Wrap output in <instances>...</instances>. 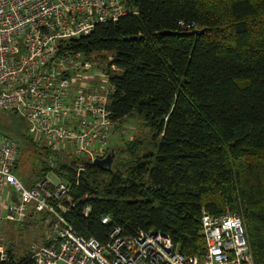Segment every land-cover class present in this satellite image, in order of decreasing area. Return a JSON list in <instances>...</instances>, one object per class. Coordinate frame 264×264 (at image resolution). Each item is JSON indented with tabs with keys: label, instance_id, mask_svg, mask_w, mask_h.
Instances as JSON below:
<instances>
[{
	"label": "trees",
	"instance_id": "1",
	"mask_svg": "<svg viewBox=\"0 0 264 264\" xmlns=\"http://www.w3.org/2000/svg\"><path fill=\"white\" fill-rule=\"evenodd\" d=\"M126 1L137 14L70 48L107 62L113 120L137 116L152 138L115 151L109 144L110 164L44 148L49 161L36 182L49 174L66 181L68 210L56 208L102 244L112 227L154 231L201 257L203 211L236 213L255 264H264V0ZM9 249L6 264H34Z\"/></svg>",
	"mask_w": 264,
	"mask_h": 264
},
{
	"label": "built area",
	"instance_id": "2",
	"mask_svg": "<svg viewBox=\"0 0 264 264\" xmlns=\"http://www.w3.org/2000/svg\"><path fill=\"white\" fill-rule=\"evenodd\" d=\"M132 14L126 0H0V112L24 118L53 152L105 159L118 124L109 108L114 88L107 67L106 82H82L101 65L70 47L97 26ZM19 157L17 141L0 139V193L10 189L17 199L7 205L5 221L21 223L30 210L50 215L49 238L28 251L34 264H255L244 221L231 212L203 211L201 257L183 254L170 236L154 231L131 235L112 227L105 244L86 239L56 208L68 210L63 201L71 199L70 185L48 177L25 185L15 171ZM9 248L0 243V264L10 261Z\"/></svg>",
	"mask_w": 264,
	"mask_h": 264
},
{
	"label": "rangeland",
	"instance_id": "3",
	"mask_svg": "<svg viewBox=\"0 0 264 264\" xmlns=\"http://www.w3.org/2000/svg\"><path fill=\"white\" fill-rule=\"evenodd\" d=\"M98 64L101 67L87 73V77L82 79V82L87 83L88 86L98 84L99 81L106 82L102 72L106 70L107 62L101 59ZM136 137L149 142L152 138V133L137 116L122 120L117 124L115 132L111 135V149L115 151V149H119V145L128 144ZM5 138L17 141L21 147L17 174L22 182L28 186L27 178L37 180L40 174L38 167L44 161H49V157H46L47 153L45 150L47 149L44 148H50V145L44 139L39 141V138H35L30 125L24 118L13 113L4 114L0 112V139ZM49 165L54 168L55 162L50 159ZM23 173L27 175H23ZM47 177L55 183L61 181L54 174H49ZM7 190L11 192L10 189ZM10 192L7 195L9 198H11ZM2 200L0 199V243L7 244L9 247L13 246L14 252L18 257L28 252L32 243H45L52 232L49 225L50 222H46V220L51 221L50 217L47 214H37L30 210L25 221L10 223L4 219L7 205Z\"/></svg>",
	"mask_w": 264,
	"mask_h": 264
},
{
	"label": "crops",
	"instance_id": "4",
	"mask_svg": "<svg viewBox=\"0 0 264 264\" xmlns=\"http://www.w3.org/2000/svg\"><path fill=\"white\" fill-rule=\"evenodd\" d=\"M23 175H27L26 173H23ZM32 181V182H31ZM30 182V183H29ZM27 183H28V186H32V185H34V183H36V180H31V179H29V178H27ZM8 192H10V191H8V190H5L2 194L0 193V199H3L2 201L3 202H5L6 203V205H9V203H12V200L14 201V198H9V197H7V195H8ZM11 193V192H10ZM10 195V194H9ZM8 199H10V200H8ZM8 201H10L9 203H8Z\"/></svg>",
	"mask_w": 264,
	"mask_h": 264
},
{
	"label": "water",
	"instance_id": "5",
	"mask_svg": "<svg viewBox=\"0 0 264 264\" xmlns=\"http://www.w3.org/2000/svg\"><path fill=\"white\" fill-rule=\"evenodd\" d=\"M4 114H6V113H4ZM113 156H114V155H109V156H108L106 159H104V160H97L96 163L98 162V163H102V164H104V163H105V164H106V163L110 164L111 161H112ZM14 200L17 201L16 198H15Z\"/></svg>",
	"mask_w": 264,
	"mask_h": 264
},
{
	"label": "bare ground",
	"instance_id": "6",
	"mask_svg": "<svg viewBox=\"0 0 264 264\" xmlns=\"http://www.w3.org/2000/svg\"><path fill=\"white\" fill-rule=\"evenodd\" d=\"M106 159V158H105Z\"/></svg>",
	"mask_w": 264,
	"mask_h": 264
}]
</instances>
